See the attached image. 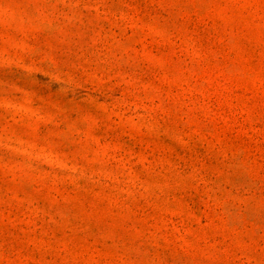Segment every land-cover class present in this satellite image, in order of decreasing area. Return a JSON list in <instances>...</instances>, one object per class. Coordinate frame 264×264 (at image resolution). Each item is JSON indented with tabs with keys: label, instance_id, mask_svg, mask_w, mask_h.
I'll return each instance as SVG.
<instances>
[{
	"label": "rangeland",
	"instance_id": "1",
	"mask_svg": "<svg viewBox=\"0 0 264 264\" xmlns=\"http://www.w3.org/2000/svg\"><path fill=\"white\" fill-rule=\"evenodd\" d=\"M0 264H264V0H0Z\"/></svg>",
	"mask_w": 264,
	"mask_h": 264
}]
</instances>
